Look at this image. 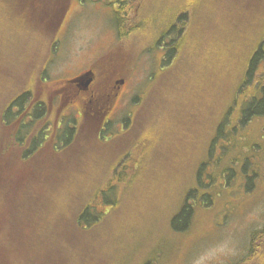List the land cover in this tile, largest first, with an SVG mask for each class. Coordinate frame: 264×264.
<instances>
[{
    "label": "rangeland",
    "instance_id": "374dc122",
    "mask_svg": "<svg viewBox=\"0 0 264 264\" xmlns=\"http://www.w3.org/2000/svg\"><path fill=\"white\" fill-rule=\"evenodd\" d=\"M64 2L53 33L45 34L19 0H0V176L10 186L13 177L28 170L16 159L27 145L14 140L41 130L54 139L38 162L50 155L55 160L72 156L63 168L50 169L55 177L44 184L38 198L44 202L31 209L36 219L26 250L9 261L52 264L43 252L51 244L64 264H263L264 116L246 125L239 124V116L264 86V61L245 76L264 34V0H141L125 45L115 11L127 0ZM181 14L185 17L176 20L174 32L159 39ZM177 36L180 55L165 63L170 39ZM94 63L95 88L114 73L126 79L125 85L101 138L91 139L86 148L80 141L65 144L85 113L100 117L93 113L100 108L92 101L86 105L92 112L79 113L84 105L70 96L56 114L48 97L57 104L55 91L64 80ZM25 91L30 102L48 107L45 115L35 118L40 108L34 110L33 102L23 100L18 107ZM255 106L263 109L264 103ZM21 107L31 115L19 114ZM60 120L63 128L57 129ZM101 120L91 132H98ZM242 170L250 174L248 183L237 179ZM222 173L228 174L225 181ZM97 178L101 192L91 201L96 219L75 226L68 204L80 190L79 199L93 195ZM185 203L192 207L190 217L174 227L172 219Z\"/></svg>",
    "mask_w": 264,
    "mask_h": 264
},
{
    "label": "trees",
    "instance_id": "16d2710c",
    "mask_svg": "<svg viewBox=\"0 0 264 264\" xmlns=\"http://www.w3.org/2000/svg\"><path fill=\"white\" fill-rule=\"evenodd\" d=\"M118 2L123 3L124 0H117ZM141 0H127L126 5H124L121 8H116L115 11V17L117 19V33L120 41L123 42V45H125L126 41H129V35L133 33L134 28V21L137 18V12L140 9H136L137 3H140ZM64 0H19V6L23 4L22 7L24 9H27L30 11V21L36 23L38 27H44L46 29V33L52 34L55 27L57 26L59 19L64 11ZM110 4V2H109ZM141 5V4H140ZM19 7V8H22ZM188 10L187 7H182L181 10ZM183 17H185L183 14L176 17L174 22H172V25L169 29H165L159 34V39H162L169 34L174 32V26L176 23V20H181ZM191 19V17H190ZM54 37H50L49 41L51 42ZM261 42L258 45L256 49H254L250 55L247 69L245 76L248 78L251 75V72H253L254 68L257 69V62L259 64L260 61H264V34L261 38ZM172 46L170 47L166 60L171 59L176 52H178V56L180 55V42H181V36H177L176 39H170ZM100 65V64H99ZM94 67H98L96 63H94ZM246 84V83H245ZM263 85V84H262ZM261 85V86H262ZM260 90H264V86L260 87ZM29 97V98H28ZM15 99V98H14ZM27 104L33 102L31 99L30 102V94L28 91H25L20 94L18 100H16L18 103V107L21 106L20 103L23 101ZM260 102V101H259ZM253 100V102L246 103L245 108L242 110L240 116H239V124L240 125H246L248 121L252 118L264 116V108L259 109L255 105H260L261 103H264V100L259 103ZM34 107L40 108V112L34 111L35 118L41 117L42 115H45V106L41 102H33ZM15 107L14 102H12L8 109L5 112V117L9 114V111H12ZM35 110V109H34ZM27 113H26V112ZM25 112L26 115L29 114L30 111H28L27 107H21V110L19 114ZM102 109L99 110L98 113H100V117L96 118H90L93 117L94 114H88L86 113L83 122L86 120L91 125H86V122L80 123V126L78 129H75L74 137L69 142V139H65L64 143L68 145H73L74 143L77 144L78 141L82 143V148L89 147V142L91 139H99L101 138L103 134V130L99 128L97 133L91 132V127L94 126L93 124L99 120H101V114ZM95 113V112H93ZM96 113V114H98ZM18 114V113H17ZM10 118V117H9ZM231 131L235 130V125L230 127ZM29 130L25 135H27ZM37 135H33L31 137H24L23 138H15L14 142H23L26 143L27 147L22 152V155H19L16 157L19 161L17 163L19 166L26 167L28 170L26 172L19 173V175L12 178V184L6 183L7 179L1 175L0 176V264H12L13 262L9 261V257H15L16 252L21 250H26V236L28 235L29 231H32L34 229L33 222L36 219V212H32V207L35 205H40L44 201H39L38 198H40L43 191H45L44 184L51 179L54 175L50 171L51 168L54 166L58 168H63L64 165H66L70 158L67 160L66 157L60 156V159L55 160L51 155L47 157V159L41 160V162H45L46 165L42 167L40 165V161L38 162L41 157H43L42 152L44 146L47 142L50 140H53L54 137L51 133L50 136L46 135L45 131L37 132ZM47 136V138H46ZM219 131H218V135ZM49 137V138H48ZM20 139V140H19ZM111 139L107 142L109 143ZM42 142V143H41ZM40 144L41 147L39 146ZM54 143L52 142V146ZM52 146H50V151L52 150ZM81 148V149H82ZM78 149L76 153H78ZM53 151V150H52ZM60 152V151H58ZM31 158H27L28 156ZM14 160V159H13ZM32 160V161H31ZM31 161V162H30ZM120 159H116L111 165L110 168L113 170L115 168V165L118 164ZM35 162V165H33L34 168L30 169L29 165ZM14 167V165H13ZM46 167V168H45ZM21 168V167H20ZM45 168V170H43ZM55 177V176H54ZM57 177V176H56ZM62 179V177H61ZM100 178H97L95 182L92 184V187L95 189V192L91 196L78 198L79 192L76 193V195L73 196L71 203L68 204V206L73 205L71 209L70 214V220L75 224V226L82 224L84 222L90 223L91 221H94L96 219V215L94 212V208L91 206L92 198L94 197L96 192H101L97 189V183ZM6 180V182H5ZM189 207V209H188ZM185 203L181 208L177 215H175L172 219V225L175 227V223L177 221H182V219H185L187 217H190L192 207ZM177 227V226H176ZM183 229H186V226L183 227ZM73 233V231H72ZM252 244L256 242L257 240V232L253 233L252 237ZM251 246V244H250ZM254 247H252L253 250ZM43 249L45 254H49L47 258H49L52 261V264H64L62 263V253L61 251H58L55 245L51 244H45L43 246ZM251 249V248H250ZM249 249V250H250ZM251 254V253H250ZM249 254V255H250ZM252 256V255H251ZM247 260V259H246ZM248 261V260H247ZM250 262V261H249ZM253 263V262H250ZM39 264H51L47 259L40 261ZM264 264V262H263Z\"/></svg>",
    "mask_w": 264,
    "mask_h": 264
},
{
    "label": "flooded vegetation",
    "instance_id": "af4514ba",
    "mask_svg": "<svg viewBox=\"0 0 264 264\" xmlns=\"http://www.w3.org/2000/svg\"><path fill=\"white\" fill-rule=\"evenodd\" d=\"M88 71L93 72V75H90V77L92 76V80L88 84L87 87H84V81L87 80V78H88V76H87ZM113 72H115V71L113 70ZM105 74H107V73H105ZM114 74L107 76V78L102 77L100 80L101 86H98L99 88H95L93 85H94V82L96 79L95 78L96 72L94 71V67L92 64L91 66L88 67L87 70H84L83 72L79 73L78 75H76L72 78L64 80L63 84L59 87V89H56V91H55L58 93L55 95V98L57 99V104L54 105L53 103H51L50 98L48 97L50 107L55 108V110L57 111L56 114H58V112L61 111V108L64 105H66L67 102H69L71 100L70 96H73V97L76 96V98L79 99L78 101H80V104L84 105L82 107L83 109H81V111H79V113L84 111L85 109L88 110V112H92L93 108L92 109H90V107L86 108V105L88 103L91 104L92 101H94L99 106V108L102 109V111H103L101 114V118H102L101 123H102V129H104L105 124L108 121L110 113L113 109V103L115 102V99L117 98L121 87H123L125 85V82H126L125 78L116 79L115 76L113 77ZM75 78H81V79H79L78 81H72V79H75ZM258 96L259 97H255L249 101L246 99L245 102L248 101L247 103H250V102H253V100L256 102H259V101L261 102V100L263 101L264 100V90H260V95H258ZM45 107L48 108L47 106H45ZM94 112L98 113L99 111H94ZM88 114H91V113H88ZM25 116H27V115L25 114ZM25 118H27V117H24L23 120H25ZM61 122H62L61 120L58 121L57 129L63 128V125L61 124ZM71 130L73 133V129H71ZM46 135H49V134L46 133ZM23 137L25 139L26 136H23ZM46 138H47V136H46ZM226 175H228V174L222 173V178L224 181H225ZM249 177H250V174L247 171L242 170L241 174L239 175V177L237 179L240 180L241 183L242 182L248 183Z\"/></svg>",
    "mask_w": 264,
    "mask_h": 264
},
{
    "label": "water",
    "instance_id": "95a60500",
    "mask_svg": "<svg viewBox=\"0 0 264 264\" xmlns=\"http://www.w3.org/2000/svg\"><path fill=\"white\" fill-rule=\"evenodd\" d=\"M90 75H92V73L88 72L87 73L88 78H87V80L84 81V87H87L88 84L91 82L92 76L90 77ZM79 79H81V78H76V79H73L72 81H78Z\"/></svg>",
    "mask_w": 264,
    "mask_h": 264
}]
</instances>
